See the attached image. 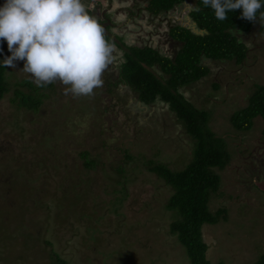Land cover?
Masks as SVG:
<instances>
[{"label": "rangeland", "instance_id": "obj_1", "mask_svg": "<svg viewBox=\"0 0 264 264\" xmlns=\"http://www.w3.org/2000/svg\"><path fill=\"white\" fill-rule=\"evenodd\" d=\"M84 3L109 25L105 34L113 42L152 47L170 57L177 48L169 27L187 25L194 7L189 0L151 16L147 0ZM240 37L246 47L241 63L207 60L208 74L180 90L194 107L210 111L208 126L229 154L227 165L214 170L220 186L209 202L212 212H223L202 229L213 264H251L264 254V121L257 117L249 131L236 132L228 120L264 85V37L256 28ZM112 45L115 60L102 76L103 86L89 97L66 95L59 81L35 91L22 83L36 85L22 71L23 61L6 67L0 264H60L55 257L64 264H188L169 230L175 217L165 205L172 191L147 170V162L180 171L193 144L166 104L141 105L135 92L113 85L124 53ZM10 55L6 46L3 59ZM17 90L37 92L38 109L18 107ZM86 160L92 165L86 167Z\"/></svg>", "mask_w": 264, "mask_h": 264}, {"label": "trees", "instance_id": "obj_2", "mask_svg": "<svg viewBox=\"0 0 264 264\" xmlns=\"http://www.w3.org/2000/svg\"><path fill=\"white\" fill-rule=\"evenodd\" d=\"M185 1L189 0H147L146 10L151 16L166 15ZM4 2L0 0V6ZM261 3L264 4V0ZM196 8L200 10L196 11ZM88 12L92 15V11ZM262 12L264 7L257 12L255 21H248L242 18V10L237 9L228 11L227 19L221 21L215 18L210 7L203 5L202 0H194L189 15L202 33L195 34L178 24L170 25L169 36L177 48L173 57L148 46L125 47L119 78L116 83L113 82L115 87L121 84L135 92L138 101L147 106L156 101L166 104L191 139V159L180 171L147 162V170L163 180L172 191L165 205L175 217L169 230L184 248L188 264H213L208 259L209 246L203 239L202 229L205 224H216L223 212V209L212 212L209 202L220 186V177L214 170L227 165L229 154L224 139L216 136L208 126L210 111L194 107L180 90L208 74L210 67L203 63L204 60H234L241 63L246 56L241 34L256 28L257 33L264 37V19L260 17ZM98 22L104 30L109 28V25L103 26L100 20ZM105 37L110 44L115 43L109 34H105ZM6 46V41H0V99L7 92L6 67L2 63ZM22 83L35 91L41 88L28 80ZM35 91L32 95L15 91V97L19 98L18 107L36 111L41 97H34L38 95ZM257 117L264 121V85H257L245 107L232 113L228 120L234 131L247 132ZM81 157L85 160L86 153H81ZM84 165L89 167L92 162L86 160ZM55 260L64 264L56 257ZM251 264H264V254Z\"/></svg>", "mask_w": 264, "mask_h": 264}, {"label": "clouds", "instance_id": "obj_3", "mask_svg": "<svg viewBox=\"0 0 264 264\" xmlns=\"http://www.w3.org/2000/svg\"><path fill=\"white\" fill-rule=\"evenodd\" d=\"M202 3L221 21L227 19L228 11L237 9L242 10L243 19L255 21L264 7L261 0ZM260 17L264 19V12ZM0 41H6L11 54L2 62L5 67L23 61L22 71L30 74L37 87L59 81L66 86L65 94L74 97L94 95L115 60L114 46L84 0H5L0 6Z\"/></svg>", "mask_w": 264, "mask_h": 264}, {"label": "flooded vegetation", "instance_id": "obj_4", "mask_svg": "<svg viewBox=\"0 0 264 264\" xmlns=\"http://www.w3.org/2000/svg\"><path fill=\"white\" fill-rule=\"evenodd\" d=\"M182 6H183V5H182ZM182 6H180V7H182ZM173 20H175V19L173 18ZM103 22H104V21H101L102 24H103ZM175 23H176V22H175ZM180 26L183 27V25H180ZM184 27L187 28V25H184ZM196 27H197V26H196ZM187 29H189V30L191 31V28H190V27L187 28ZM197 29H198V28H197ZM198 30H199V29H198ZM114 44H115L117 47H119L120 49H123V53H124V51H125V47H126V46H124L120 41H119V43L115 42ZM204 62H205V63H204ZM203 63L206 64V60H204ZM118 78H119V77L117 76L116 82H117ZM121 86L125 87L124 85L118 84V87H121ZM125 88H127V87H125ZM139 103H140L141 105H145V104H143V103L140 102V101H139ZM145 106H147V105H145ZM142 108H143V106H142Z\"/></svg>", "mask_w": 264, "mask_h": 264}, {"label": "water", "instance_id": "obj_5", "mask_svg": "<svg viewBox=\"0 0 264 264\" xmlns=\"http://www.w3.org/2000/svg\"><path fill=\"white\" fill-rule=\"evenodd\" d=\"M185 20L187 21V28H191V32L195 34H201L202 31L198 30L196 27V23L192 20V18L188 15Z\"/></svg>", "mask_w": 264, "mask_h": 264}]
</instances>
